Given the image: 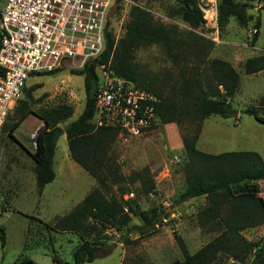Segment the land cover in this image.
I'll return each mask as SVG.
<instances>
[{
  "label": "rangeland",
  "instance_id": "obj_1",
  "mask_svg": "<svg viewBox=\"0 0 264 264\" xmlns=\"http://www.w3.org/2000/svg\"><path fill=\"white\" fill-rule=\"evenodd\" d=\"M250 6L249 13L254 21L242 26L231 19L224 28L216 27L210 16L195 34L213 43L206 60L219 58L230 62L241 75V86L232 99V110L237 115L229 118L211 116L203 123L197 148L203 152L218 154L226 151H254L264 160V125L252 116L243 114L245 108L258 106L264 111V72L254 75L244 73V62L253 56L264 54V3L257 0H236ZM128 12L132 6L148 10L154 20L164 25H176L183 37L191 40L192 31L182 20L180 5L175 0H129ZM203 10L218 0H197ZM202 10V11H203ZM205 11H203L204 14ZM128 14L114 17L110 30L118 41L124 35ZM262 22L260 37L254 44L256 21ZM257 30V29H256ZM144 81L164 95L176 94L183 82V72L194 67L198 61L176 63L170 59L162 45L140 48L135 52ZM205 64H202V67ZM201 67V68H202ZM32 96L29 114L17 127L20 120L19 103ZM86 101L84 77L72 73V69L60 68L50 74L31 76L27 80L20 100L10 111L0 134V227L5 230L3 247L0 239V264H73L74 251L87 240L98 246L97 259L85 264H170L183 260L184 251L190 254L207 244L217 233L210 227L201 228L198 212L207 204L205 197L178 204V196L185 190L182 136L193 133L194 126L185 124L166 125L147 133L143 137L118 138L109 152V164L113 171L126 178L116 183L109 172L104 178L111 194L116 195L126 210L133 209L128 228L117 231L103 230L85 222L84 233L55 231L46 228L67 215L83 199L98 187L96 180L78 165L69 154L67 136L59 138L55 154L53 183L42 193L36 182L35 163L32 154L36 146V132L43 125L37 113L59 105H69L74 115L61 124L65 128L78 119ZM144 172L154 181L149 194L143 192L141 182L130 183L129 177ZM260 194L264 199V180L259 182ZM120 187L126 193L120 195ZM158 208L161 219L153 226H146L140 215ZM32 217L44 223L35 221ZM166 220V222H164ZM249 241H261L264 245V226L242 232ZM233 264L228 258L222 263Z\"/></svg>",
  "mask_w": 264,
  "mask_h": 264
},
{
  "label": "trees",
  "instance_id": "obj_2",
  "mask_svg": "<svg viewBox=\"0 0 264 264\" xmlns=\"http://www.w3.org/2000/svg\"><path fill=\"white\" fill-rule=\"evenodd\" d=\"M175 1L180 5L182 20L192 30L191 40L183 37L178 26L158 23L148 10L132 6L124 25V35L117 41L114 33L107 31L105 50L96 62L109 64L118 76L134 82L139 88L158 97L159 102L155 106L158 122L153 130L174 123L178 126L188 123L194 126L192 134L182 136L186 158V188L176 202L180 204L205 197L207 204L198 212V222L201 228L210 227L217 235L193 254L188 253L182 245L183 260H175L170 264H217L222 263L225 258L239 264H264L262 242L249 241L242 234L245 230L264 226V199L259 196V182L264 180L262 156L254 151L211 154L197 148L206 119L211 116L230 117L231 102L240 89L241 75L226 60L204 59L208 50L213 48V43L194 33L205 21L197 0ZM257 1L264 3V0ZM249 9L248 4L236 0H218L219 28L224 29L231 19H235L242 26L250 24L254 17L249 13ZM261 9H264V6ZM261 25L262 22L258 19L253 44L259 38ZM152 45H162L167 56L176 63L192 61V58L198 61L194 67L184 70L183 82L176 94L165 96L158 89L148 85L134 61L138 49ZM203 63L205 66L202 67ZM243 69L246 75L264 72V54L248 58L243 64ZM72 73L84 77L85 106L80 117L65 128L61 124L74 115V109L69 105H59L36 114L47 124L45 130L39 134L32 154L36 182L39 193H42L47 185L55 181V154L59 138L65 134L70 157L96 180L98 187L90 191L67 215L58 218L53 226L35 217H32V224L37 221L55 231L84 233L87 230L85 222H90L103 230L113 228L122 231L129 227L133 209L126 210L120 198L110 193L104 178V172L107 171L116 183L126 181V178L114 172L109 164V152L118 139L119 130L97 129L93 123L95 97L99 86L95 66L89 63L84 69H72ZM36 75L40 74L32 76ZM28 99L19 103L21 118L12 129L19 127L20 123L32 114L30 94ZM242 113L252 116L264 125V111L258 106L245 108ZM52 125L56 127L49 130ZM129 180L132 184L140 181L145 194H149L154 188L153 179L144 172L131 175ZM125 193L126 188L120 187V195ZM159 213L155 207L150 211L141 212L140 215L146 226H153L156 224L154 219H161ZM0 239L4 247L5 230L2 227ZM97 253L98 246L84 240L73 253V264L92 263L97 259Z\"/></svg>",
  "mask_w": 264,
  "mask_h": 264
},
{
  "label": "built area",
  "instance_id": "obj_3",
  "mask_svg": "<svg viewBox=\"0 0 264 264\" xmlns=\"http://www.w3.org/2000/svg\"><path fill=\"white\" fill-rule=\"evenodd\" d=\"M117 1L118 10L109 18ZM128 6L129 0H0V134L32 75L63 67L81 70L89 63L99 77L95 127L118 129L125 141L154 131L158 97L96 62L110 21L129 14ZM203 11L218 30L217 3Z\"/></svg>",
  "mask_w": 264,
  "mask_h": 264
},
{
  "label": "water",
  "instance_id": "obj_4",
  "mask_svg": "<svg viewBox=\"0 0 264 264\" xmlns=\"http://www.w3.org/2000/svg\"><path fill=\"white\" fill-rule=\"evenodd\" d=\"M118 7H119V2L117 1L115 3V5L112 7L111 11H110V14H109V18L113 17V15L117 12L118 10ZM239 112L238 111H234V110H231L229 112V115H237ZM47 127V124L45 122H43V125L40 126V128L37 130L36 132V141H37V138L39 136V134L45 130V128ZM56 126L55 125H52L49 130H53Z\"/></svg>",
  "mask_w": 264,
  "mask_h": 264
},
{
  "label": "crops",
  "instance_id": "obj_5",
  "mask_svg": "<svg viewBox=\"0 0 264 264\" xmlns=\"http://www.w3.org/2000/svg\"><path fill=\"white\" fill-rule=\"evenodd\" d=\"M261 27H262V25H261ZM260 32H261V28H260ZM260 32H259V37H260ZM258 40H259V38H258ZM258 40H257V42H258ZM231 261H232V260H231ZM232 263H233V264H239V263H235V262H233V261H232Z\"/></svg>",
  "mask_w": 264,
  "mask_h": 264
}]
</instances>
